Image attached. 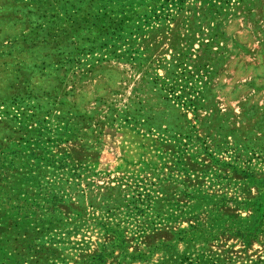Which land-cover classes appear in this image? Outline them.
Here are the masks:
<instances>
[{
	"label": "rangeland",
	"instance_id": "1",
	"mask_svg": "<svg viewBox=\"0 0 264 264\" xmlns=\"http://www.w3.org/2000/svg\"><path fill=\"white\" fill-rule=\"evenodd\" d=\"M0 264H264V0H0Z\"/></svg>",
	"mask_w": 264,
	"mask_h": 264
}]
</instances>
